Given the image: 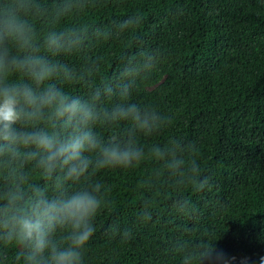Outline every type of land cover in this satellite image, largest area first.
I'll return each instance as SVG.
<instances>
[{
	"label": "trees",
	"instance_id": "trees-1",
	"mask_svg": "<svg viewBox=\"0 0 264 264\" xmlns=\"http://www.w3.org/2000/svg\"><path fill=\"white\" fill-rule=\"evenodd\" d=\"M39 54L67 65L74 78L54 82L71 95L130 85V95H102L100 107L134 102L156 107L162 123L137 134L146 156L133 168L91 170L68 184L57 170L46 175L23 156L0 165V193L14 168L33 189L55 198L97 181L104 205L84 264H197L204 241L240 264L264 256V0H22ZM2 3V0H0ZM140 19L121 28L128 17ZM51 32H73L79 42L53 55ZM15 53V49L13 48ZM126 70L130 73L125 75ZM151 86V88H148ZM172 121L170 124L169 121ZM99 123L98 136L123 131ZM180 144L185 164L170 170L149 153L153 145ZM196 162L198 172L189 165ZM207 178L203 189L199 179ZM187 202L184 207L177 201ZM131 229L122 239L109 225ZM19 251L0 247V264Z\"/></svg>",
	"mask_w": 264,
	"mask_h": 264
},
{
	"label": "clouds",
	"instance_id": "clouds-1",
	"mask_svg": "<svg viewBox=\"0 0 264 264\" xmlns=\"http://www.w3.org/2000/svg\"><path fill=\"white\" fill-rule=\"evenodd\" d=\"M25 7L22 0L0 3V165L23 156L35 161L46 175L59 170L68 184L81 181L91 170L138 165L146 151L136 135L159 129L162 120L156 107L134 102L100 107L102 95L116 94L126 100L129 84L115 89L110 85L87 99L58 86L56 77L71 80L73 72L39 54L33 28L21 15ZM139 19L130 16L120 27L132 26ZM78 42L74 32H51L44 44L57 55ZM129 74L126 70L125 75ZM102 122L126 128L101 138L94 126ZM182 150L180 144L153 145L147 154L175 171L185 164L178 155ZM189 167L198 172L200 165L193 161ZM8 172L13 182L0 193V247L19 249L14 264H84V248L96 232L94 220L104 205V185L97 181L55 198L34 188L27 197L25 177L11 167ZM206 183V177L199 179L197 187L203 189ZM185 203L177 201L181 208ZM108 231L122 239L131 236V229L121 230L118 225H109ZM258 259L264 264V256ZM235 260L209 241H204L196 256L197 264H233ZM240 264H249V258H241Z\"/></svg>",
	"mask_w": 264,
	"mask_h": 264
},
{
	"label": "rangeland",
	"instance_id": "rangeland-1",
	"mask_svg": "<svg viewBox=\"0 0 264 264\" xmlns=\"http://www.w3.org/2000/svg\"><path fill=\"white\" fill-rule=\"evenodd\" d=\"M148 88H151V86H148Z\"/></svg>",
	"mask_w": 264,
	"mask_h": 264
}]
</instances>
